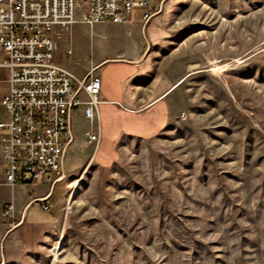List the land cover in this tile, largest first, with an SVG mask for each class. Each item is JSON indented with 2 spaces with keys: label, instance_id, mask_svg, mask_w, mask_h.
Wrapping results in <instances>:
<instances>
[{
  "label": "rangeland",
  "instance_id": "rangeland-1",
  "mask_svg": "<svg viewBox=\"0 0 264 264\" xmlns=\"http://www.w3.org/2000/svg\"><path fill=\"white\" fill-rule=\"evenodd\" d=\"M162 13L159 58L180 82L167 128L123 138L108 166L85 163L77 139L51 211L37 203L26 223L55 217L6 264H264V0ZM8 91L2 75L0 104Z\"/></svg>",
  "mask_w": 264,
  "mask_h": 264
},
{
  "label": "built area",
  "instance_id": "built-area-1",
  "mask_svg": "<svg viewBox=\"0 0 264 264\" xmlns=\"http://www.w3.org/2000/svg\"><path fill=\"white\" fill-rule=\"evenodd\" d=\"M147 5L137 0H0V71L7 72L9 85L1 102L8 121L0 120L7 185L41 183L52 189L65 177L66 154L74 141L72 112L85 106V117L97 119L100 77L89 73L78 79L57 65L53 33L74 26L80 8L90 25L121 24ZM85 136L97 147L99 133ZM42 208L50 211L48 204ZM14 211L7 204L2 217L12 221Z\"/></svg>",
  "mask_w": 264,
  "mask_h": 264
},
{
  "label": "crops",
  "instance_id": "crops-1",
  "mask_svg": "<svg viewBox=\"0 0 264 264\" xmlns=\"http://www.w3.org/2000/svg\"><path fill=\"white\" fill-rule=\"evenodd\" d=\"M137 1H147L148 5L133 10L125 23L90 25L83 21L85 10L80 8L74 26L57 30L52 35L57 65L78 79L89 73L101 79L97 119L90 122L85 117V106L75 109L71 115L74 141L67 154L77 139L84 138L87 148L92 149L91 153H85V163L111 165L119 158L118 146L123 138L157 137L170 122V95L180 82H171L167 64L159 58L162 45L159 40L163 33V13L160 11L165 0ZM105 26L111 27L112 32L105 33L102 30ZM2 75L6 81L5 70L0 71V78ZM82 98L88 100L85 95ZM0 120L8 121L2 104ZM87 132L99 133L97 147L87 141ZM2 134L0 130V264H6V257L9 260L11 252L27 249L26 234L41 229L48 219L55 217L51 212L49 218L39 225L26 223L27 212L37 203H41L42 210V204L51 206L58 184L53 192L49 186L44 191L35 192L29 189L32 184L7 185L1 155ZM43 198L46 199L41 202ZM7 204H13L15 208L12 221L2 217Z\"/></svg>",
  "mask_w": 264,
  "mask_h": 264
},
{
  "label": "water",
  "instance_id": "water-1",
  "mask_svg": "<svg viewBox=\"0 0 264 264\" xmlns=\"http://www.w3.org/2000/svg\"><path fill=\"white\" fill-rule=\"evenodd\" d=\"M162 8H163V6H162ZM162 8H161V9H162ZM56 185H57V184H56ZM56 185L53 186V188H52V192L54 191V188L56 187Z\"/></svg>",
  "mask_w": 264,
  "mask_h": 264
},
{
  "label": "trees",
  "instance_id": "trees-1",
  "mask_svg": "<svg viewBox=\"0 0 264 264\" xmlns=\"http://www.w3.org/2000/svg\"><path fill=\"white\" fill-rule=\"evenodd\" d=\"M41 202H43V201H41Z\"/></svg>",
  "mask_w": 264,
  "mask_h": 264
}]
</instances>
